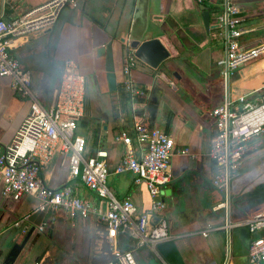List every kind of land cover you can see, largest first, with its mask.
I'll list each match as a JSON object with an SVG mask.
<instances>
[{
	"label": "crops",
	"instance_id": "obj_1",
	"mask_svg": "<svg viewBox=\"0 0 264 264\" xmlns=\"http://www.w3.org/2000/svg\"><path fill=\"white\" fill-rule=\"evenodd\" d=\"M46 1L7 0L2 5L0 0V15L11 19ZM233 1L240 8L241 27L247 31L243 42L254 44L264 40V0ZM77 2L76 8L65 7L62 10L53 27L32 34L26 42L11 50L22 66L31 71L33 87L41 103L45 107L50 105L52 89L60 78L61 63L70 58L77 61L79 70L87 78L85 112L76 127L77 130L80 125L89 124L88 129L84 127L86 134L77 133L86 139V154L104 149L109 166L116 165L125 153V145L117 142L115 135L120 130L133 135L135 118L148 127L156 126L168 133L177 147H188L196 160L190 163L192 167L188 165L191 156L176 154L170 160L171 179L164 188L163 199L166 203L164 218L172 238L157 244L158 255L166 264H247L245 250L251 234L244 227L232 228L229 235L224 230L213 229L207 236L199 233L208 226L222 225L224 214L223 210H213L224 195L212 185L215 165L208 156L214 131L211 111L223 101L222 79L217 65V60L223 55V44L215 27L206 32L200 10L202 3L197 0H155L153 6L150 0V25L144 38H158L169 52L165 60L177 59L178 67H175L178 72L175 73L178 77L162 66L165 60L156 69L140 61L141 64L131 71V76L143 88L145 95L135 103L122 98V65L127 48H122L120 38L129 33L136 0ZM203 3L210 11V24L214 25L221 0H205ZM247 34L250 37H246ZM108 42H112L117 82L115 91L108 89L105 57L96 53ZM263 57L234 72L230 79L231 97L253 91L264 92L261 74L249 78L257 60ZM117 63L121 65L120 70ZM91 75L93 79L90 80ZM91 85L94 86L92 96ZM29 112L30 102L14 92L10 78L0 75L1 145L12 144ZM251 140H255L256 146L251 148L247 144L244 162L231 181L232 220L241 219L264 206V131ZM133 145L138 153V144L134 141ZM68 175L67 160L62 161L61 154L56 151L43 171L45 182L50 187L59 188L68 181ZM72 181L80 197L98 201L96 194L79 179ZM107 185L117 198L128 197L138 210L149 209L151 197L146 184L143 181L135 183L132 174H110ZM36 204L37 201L32 205L33 209L24 211L23 215L33 212ZM58 212L61 217L68 218ZM9 217L5 211L0 222ZM92 219L95 218L82 219V236L84 232L85 235L100 233ZM100 226L104 235V226L101 223ZM53 229L52 224L49 230ZM128 242L134 253L141 254L143 264H161L156 254L152 256L137 248L134 241ZM39 256L44 264L48 253Z\"/></svg>",
	"mask_w": 264,
	"mask_h": 264
},
{
	"label": "built area",
	"instance_id": "obj_2",
	"mask_svg": "<svg viewBox=\"0 0 264 264\" xmlns=\"http://www.w3.org/2000/svg\"><path fill=\"white\" fill-rule=\"evenodd\" d=\"M202 3L205 0H197ZM7 0H2V5ZM77 0H48L23 13L4 19L0 15V75L10 78L14 92L30 102V112L17 132L12 144H0V177L5 198L18 201L31 196L36 201L34 210L46 207L44 218L37 230L44 231L54 223V213L61 211L68 218H95L104 226V236L111 258L100 264H138L131 250L118 247L126 236L136 245L148 246L160 257L156 246L171 239L164 212L165 186L170 182L169 170L172 156L194 155L188 147H177L172 137L156 126L148 127L134 119L133 135L120 130L117 142L125 145V153L113 167L107 161V151L98 149L86 154V139L75 133L78 120L85 112L86 76L79 70L76 60L66 58L60 66V78L52 89L48 107L43 106L33 87L31 71L22 66L11 52L26 42L32 34L53 27L65 7L76 8ZM243 19L239 6L233 0H221L215 13L214 25L223 44V55L217 60L223 86V101L211 111L214 131L210 137L208 156L215 169L212 185L223 193V200L213 206L223 210L222 225L208 226L201 230L207 236L209 230H224L229 235L234 227H247L251 237L248 242L249 264H264V206L249 215L230 218V186L245 159L247 143L264 131V92L258 102L249 101L253 91L235 97L230 95V79L240 67L264 56V40L254 44L243 42L247 32L241 27ZM135 50L127 48L122 65V90L134 101L144 96L142 87L131 76L138 58ZM263 90V89H262ZM260 90V91H262ZM139 146L135 151L133 142ZM58 151L62 161L67 160L68 181L59 188L47 185L43 171ZM130 173L135 183L144 182L151 197L149 209L138 210L128 197L117 198L107 185L110 174ZM80 182L93 191L98 201L82 198L76 192L73 181ZM28 216V215H27ZM27 216L24 219L27 220ZM18 225L20 223H17ZM30 228L25 226L22 234ZM160 263L166 264L160 257ZM33 264H42L36 260Z\"/></svg>",
	"mask_w": 264,
	"mask_h": 264
},
{
	"label": "rangeland",
	"instance_id": "obj_3",
	"mask_svg": "<svg viewBox=\"0 0 264 264\" xmlns=\"http://www.w3.org/2000/svg\"><path fill=\"white\" fill-rule=\"evenodd\" d=\"M154 1L155 0H151L153 6ZM246 37H250V34H247ZM189 61H191L190 58ZM257 61V66L254 65L249 78H252L255 74H261V77H264V57ZM177 62V59L165 60L162 66L167 67V70L173 75L174 72H178L176 68L178 67ZM167 63L170 65H167ZM139 64L141 63L138 59L132 70L136 69ZM116 67L119 70L121 69V65L118 63L116 64ZM165 74L168 76L167 73ZM89 79H93L92 75L89 76ZM91 88L92 91L90 93L92 96L94 86L91 85ZM260 96L261 92L252 95L249 94L247 99L256 103L259 101ZM90 121L91 118L88 119V122ZM88 125L89 124H85V126L83 124L80 125L75 133L86 134L84 127L88 129ZM247 144L248 147L251 148L256 146L255 140H251ZM247 169L248 167L244 170ZM34 203H36V200L31 196H23L18 201H14L11 198H5L2 194V190H0V216L5 211L8 213V216H10L9 219L0 222V264L13 244L19 243L26 235L22 234V230L25 226L28 228L34 226V229L37 230V225H34L23 217L24 211H30L33 209L31 207H34L32 206ZM46 215L48 216L49 212H47ZM53 215L54 229L50 231L49 227H47L44 231H33L18 255L15 264H33L37 256L43 255L46 252L48 253V256L44 264H100L102 261H105L110 257L109 246L102 233L103 228H101L97 219H92L94 221L92 222L100 233L94 232L92 235L86 233L85 235V232L83 231L84 234L82 236L81 229L83 223L81 218H64L60 216L59 212H56ZM17 223L20 224L18 225ZM136 247L142 248L143 251L151 253L152 256L155 255L153 250L146 245H136ZM134 255L137 263L143 264V262H141V254L136 252Z\"/></svg>",
	"mask_w": 264,
	"mask_h": 264
},
{
	"label": "water",
	"instance_id": "obj_4",
	"mask_svg": "<svg viewBox=\"0 0 264 264\" xmlns=\"http://www.w3.org/2000/svg\"><path fill=\"white\" fill-rule=\"evenodd\" d=\"M150 0H136L135 10L130 26L129 33L126 37H121L120 42L122 43V48L134 49L135 56L148 66L153 69L158 68V66L164 61L168 56L169 52L161 41L156 38L145 39V34L149 29L150 25ZM201 17L203 26L206 32H209L210 28L215 27V25L210 24V11L203 4L200 5ZM157 17V16H155ZM96 53L105 57V72L108 89L110 91H115L117 89L116 75L114 72V62L112 54V42H108L105 45L100 46ZM174 76L178 77L177 73H173ZM190 157V156H189ZM196 161L195 158H189L188 165ZM256 210V209H255ZM46 213V207L43 210H34L27 216V220L32 222L34 225H39ZM224 217H221L223 222ZM247 232L248 228L244 227ZM34 231V226H32L27 232L26 236L19 242L13 244L9 251L4 256L1 264H15V261L23 249L25 243L29 239L30 235ZM250 234V233H249ZM248 243L246 244L245 256L248 262L247 256Z\"/></svg>",
	"mask_w": 264,
	"mask_h": 264
},
{
	"label": "trees",
	"instance_id": "obj_5",
	"mask_svg": "<svg viewBox=\"0 0 264 264\" xmlns=\"http://www.w3.org/2000/svg\"><path fill=\"white\" fill-rule=\"evenodd\" d=\"M204 4V3H203ZM233 76V75H232ZM125 95H123V99L125 100V101H129L130 99H129V96L126 94V93H124ZM143 97L144 96H139V97H137L135 100H134V102L135 103H138V102H140L142 99H143ZM46 218H48V216L46 217ZM26 236V235H25ZM24 236V237H25ZM23 237V238H24ZM133 241V240H131V239H129V238H127L126 236H123V237H121L120 238V240H119V244H118V247L120 248V249H122V250H131L132 252H133V250L132 249H130V245L131 244H129V242L128 241ZM134 254V253H133ZM135 256V255H134ZM40 257L41 256H38V257H36V259H35V261L36 260H39L40 259ZM111 258V255H110V257L107 259V260H109ZM107 260H105V261H107ZM104 262V261H103Z\"/></svg>",
	"mask_w": 264,
	"mask_h": 264
}]
</instances>
